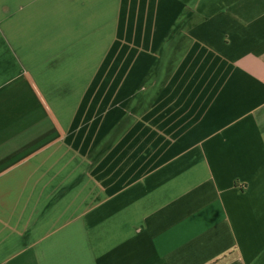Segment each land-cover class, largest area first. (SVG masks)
<instances>
[{"label":"crops","instance_id":"0c3cea01","mask_svg":"<svg viewBox=\"0 0 264 264\" xmlns=\"http://www.w3.org/2000/svg\"><path fill=\"white\" fill-rule=\"evenodd\" d=\"M0 264H264V0H0Z\"/></svg>","mask_w":264,"mask_h":264}]
</instances>
